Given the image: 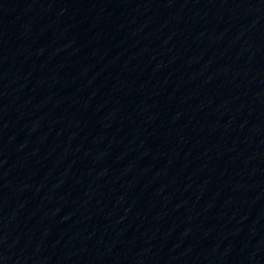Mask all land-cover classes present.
<instances>
[{
	"label": "water",
	"instance_id": "1",
	"mask_svg": "<svg viewBox=\"0 0 264 264\" xmlns=\"http://www.w3.org/2000/svg\"><path fill=\"white\" fill-rule=\"evenodd\" d=\"M0 264H264V0H0Z\"/></svg>",
	"mask_w": 264,
	"mask_h": 264
}]
</instances>
